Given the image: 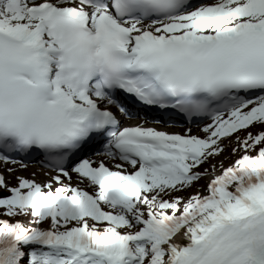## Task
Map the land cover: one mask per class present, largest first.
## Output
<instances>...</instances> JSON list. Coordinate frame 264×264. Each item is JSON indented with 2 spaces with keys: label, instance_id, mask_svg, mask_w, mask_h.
Returning <instances> with one entry per match:
<instances>
[{
  "label": "snow or ice",
  "instance_id": "snow-or-ice-1",
  "mask_svg": "<svg viewBox=\"0 0 264 264\" xmlns=\"http://www.w3.org/2000/svg\"><path fill=\"white\" fill-rule=\"evenodd\" d=\"M33 159L0 264H264V0H0V163Z\"/></svg>",
  "mask_w": 264,
  "mask_h": 264
},
{
  "label": "bare ground",
  "instance_id": "bare-ground-1",
  "mask_svg": "<svg viewBox=\"0 0 264 264\" xmlns=\"http://www.w3.org/2000/svg\"><path fill=\"white\" fill-rule=\"evenodd\" d=\"M156 118L158 119V120H160L161 122H165L164 120H163V118L161 117V116H156ZM169 121H172V122H177V121H179L178 119H176V118H173V119H171V118H169ZM205 123H208V122H205ZM204 123V124H205ZM204 124H202V123H200V124H197V126H195L193 129H191L192 130V134H195V135H201V134H203L202 132H201V128L203 127V125ZM157 127L156 128H164V129H166V130H169V131H178V130H174L170 125H168V124H166V123H164V124H155ZM27 165H28V167L26 168V169H21L20 167H19V165H11V164H3L2 163V166H1V168H0V171H2L4 174V176H5V178L8 180V181H14L15 180V177H16V174L17 175H19V174H22V175H19V176H24V177H27V178H32V173H36V176H35V179L36 180H38L37 178H39V179H42V181L44 180V179H46V177L44 176V172L45 171H47V169H43V168H41V167H38V166H35L34 164H32V163H27ZM10 167H14L15 169H16V171L15 172H13V173H11V174H9L8 172H7V168H10ZM26 171V172H25ZM26 173H29L30 175H24V174H26ZM211 177H208L207 178V180H206V182H205V185H206V183H207V181L210 179ZM39 181V180H38ZM203 181V180H202ZM200 184H201V181L198 183V187L200 186Z\"/></svg>",
  "mask_w": 264,
  "mask_h": 264
},
{
  "label": "rangeland",
  "instance_id": "rangeland-1",
  "mask_svg": "<svg viewBox=\"0 0 264 264\" xmlns=\"http://www.w3.org/2000/svg\"><path fill=\"white\" fill-rule=\"evenodd\" d=\"M177 130H179V131H182V129H180V128H178ZM201 135H203V134H201ZM227 156H229V153L228 152H225V154H224V157H227ZM224 157H219L218 159H222V160H224V164H225V166H227L230 162H231V160L230 159H224ZM206 167V166H205ZM26 172V171H25ZM19 175H22V174H19ZM24 175H30L29 173H26V174H24ZM16 176H18L17 174H16ZM7 178V177H6ZM207 178L208 177H206L203 181L201 180V184H200V186L198 187V184L195 186V188L193 189V190H191V191H196V190H199L201 193H203V191H204V186H205V182H206V180H207ZM39 181H42V179H39V178H37ZM7 180V179H6ZM7 182L10 184V185H14L15 183H16V180H14V181H8L7 180ZM188 193H184V195H187Z\"/></svg>",
  "mask_w": 264,
  "mask_h": 264
}]
</instances>
